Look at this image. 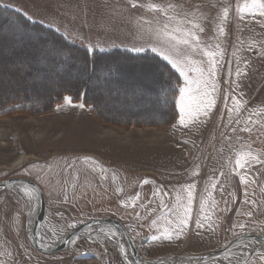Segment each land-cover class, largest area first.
Here are the masks:
<instances>
[{"label":"rangeland","instance_id":"374dc122","mask_svg":"<svg viewBox=\"0 0 264 264\" xmlns=\"http://www.w3.org/2000/svg\"><path fill=\"white\" fill-rule=\"evenodd\" d=\"M137 2L138 9H132L128 0H0V5L72 43L85 45L89 52L123 50V45L136 49L135 44L143 45L142 52L162 59V50L152 51L153 45L145 41L159 37L166 42L165 25L168 31L186 30L183 17L187 16L204 28L198 33V50L180 46L188 66L205 69L208 79L206 53L212 52L218 62L207 87L209 98L215 100L209 115L201 112L182 126L176 105L177 120L170 126L110 123L108 117L117 119L132 111L144 113L142 118L148 121L161 122L158 115L143 112L153 104L128 102L119 90L110 91L108 97L103 88L104 82L128 81L133 96L160 103L166 93L153 91L150 84L148 93H139L138 87L144 77L150 83L157 78L152 71L163 73L158 66L139 67L144 77L141 72L138 77V73L127 76L110 71L95 72L88 78L78 56L71 58L72 53L71 59H65L62 55L67 54L52 48L48 39L35 42L31 33L14 28L11 22L0 25V94L23 92L37 97L30 110L0 112V183L22 179L39 187L45 205L44 226L53 235V243L57 240L54 233L64 236L79 225L103 219L120 223L135 248L142 245L146 255L170 253L151 261L213 253L244 234L262 233L264 237V163L257 159L264 160V18L258 12L239 13L237 6L251 0ZM91 45L96 46L94 51ZM172 69L183 87L184 77ZM199 75L191 72L194 80ZM86 79L98 90L99 104L109 116L101 110L93 114L70 95L57 101L53 110L42 108L47 106V91L78 90ZM106 132L111 133L109 138L104 136ZM22 153L26 160L13 166ZM241 175L246 177L244 181ZM189 184L195 185L190 204ZM34 199L24 186L0 190V264H128L121 249L132 258L121 235L118 244L106 239L103 246L83 236L74 248L52 255L37 252L28 227ZM186 208H190L189 222L177 233V222L185 218ZM239 224L245 227L241 229ZM99 232L112 235L113 227L92 230V234ZM153 235L161 239L153 241ZM259 249L249 253L253 261Z\"/></svg>","mask_w":264,"mask_h":264},{"label":"trees","instance_id":"16d2710c","mask_svg":"<svg viewBox=\"0 0 264 264\" xmlns=\"http://www.w3.org/2000/svg\"><path fill=\"white\" fill-rule=\"evenodd\" d=\"M10 22L13 23L14 28L16 29L21 28L31 33L33 35L32 38L33 37L35 38L34 39L35 42H40V40H43L41 38L48 39V42L51 43L52 48L56 49L59 52H62L63 54H67V56L62 55L65 59L70 58L72 53L74 54V56L71 58H75V56H78L80 58L79 60L83 63L84 66L83 70L88 72L87 74L88 78L91 76L94 77L93 73L95 74V72L110 73V71H112L115 75H118V73H120L122 75L126 74L127 76L133 73H138V77L140 76V72H141V76L144 77V73H142V70L139 67L149 63H152L153 66L155 64V66H158L161 72L163 73L159 74L158 72L155 73L152 71L151 74L152 75L156 74L155 77L157 76V78H155V80H153V82L150 83V82H146L145 81L146 79L144 77L142 82L141 81L139 82L142 83V86L138 85V87L140 89L139 93H144V91L148 93L149 84L154 86L153 91L156 90L157 93L160 92L161 94L166 93L165 96L163 97V100H161L160 103L157 100L156 103L155 101L151 102L150 100H148V98L141 95L133 96L134 91H132V86H130V82L128 83V81L127 82L116 81V83H120V84H114V85H111L109 82L103 81L104 82L103 88L106 87L105 91L107 92L108 97L109 95H111L110 91L114 92L119 90L121 92L120 94L123 97L129 99L128 102L146 101L145 103L153 104V105H149V108L147 109L145 108L143 112H148L146 114L158 115L157 121H161V122L155 123L153 121H148L147 119L142 118V116L145 115L144 113L137 114L133 111L125 112L126 113L125 117H121L117 119L108 117L109 119L106 120H109L110 123H117L123 126L143 125V126H157V127L170 126L173 123H175V121L177 120V109H176L175 101L177 99V95L179 93V88L182 84V81L180 80L176 71H174L168 63H166L159 57L149 52L134 55L129 52L118 49L111 50L109 52H97V51L89 52L84 47H81L75 43L70 42L63 35L57 33L56 31L46 26H43L40 23L31 22L28 19H26L22 14L0 5V25H7ZM137 67L139 68V70H137ZM152 68L150 70L154 69ZM88 82L89 81H87L86 79L85 83L81 84V87L78 90L77 88L73 90L64 89L61 93L57 91V94L51 93V91L48 93L47 91L45 94L47 95L46 96L47 106L44 105L42 108L46 110L50 108L51 110H53L54 105L57 101L62 99V97L65 95H70L72 96L74 101H81L84 106L89 107L90 111L93 114L97 115L98 111L101 110L103 115L109 116L110 113L106 109V107L104 109V107H102V105L99 104L101 102H99L100 99L98 97L99 94L98 90L96 88L90 87ZM131 83L133 84V81ZM91 93L94 94V96H92ZM0 98H1L0 112L4 110L5 112L13 111V110L15 111L24 110L25 107L29 108L28 110H30L31 102L33 101V99L34 101L35 98L37 99L36 94L33 95V97H29L24 95L23 92L21 93L11 92L9 95L6 96H3L1 93ZM113 102L115 105L117 104L116 103L117 100H113ZM33 112H35V110H33ZM101 116L99 115V118H101ZM111 119L112 121H110Z\"/></svg>","mask_w":264,"mask_h":264},{"label":"snow or ice","instance_id":"6c2138e0","mask_svg":"<svg viewBox=\"0 0 264 264\" xmlns=\"http://www.w3.org/2000/svg\"><path fill=\"white\" fill-rule=\"evenodd\" d=\"M128 4L132 9H138L141 5L137 2V0H128ZM152 8L153 11H159L154 6H149ZM238 11L241 15H253L258 12L259 16L264 18V0H251L250 3L245 2L242 7L239 5ZM166 18L171 20V17ZM228 16V9L225 8L224 10V17L227 18ZM183 23L185 24L186 30L176 29L175 31H168L167 25H165V30L163 32V36L167 38L166 42H162L159 37L153 41L149 38L146 43L152 44V51H156L157 47L162 50L163 59L171 64L172 68H175L181 76L184 77L185 83L183 87L179 88V99L175 101V105L179 106V123L182 126H187V122L189 119H193L196 115L200 114L201 112L205 115H209V109L214 107L215 100L209 98V92L207 91V87L209 86V80L216 74L217 71V64L218 62L213 57L212 52L206 53L208 57L207 62V73L208 79L204 78V71L203 68H191L188 66L189 62L187 59L183 58L185 56L184 50L181 45L193 47V50H198L200 46V41L198 37L199 32H204V28L201 27L199 24L194 23L191 19L187 16L183 17ZM220 33L223 34L224 29L220 28ZM170 46V48H169ZM95 45L90 46V50H95ZM137 51L142 50L143 45L137 47L135 44L133 45ZM100 51H104V49H99ZM187 69V70H186ZM196 71L199 72L200 75L197 79L191 78V72ZM237 75H240L239 70L237 71ZM175 97V95H174ZM65 99L71 103L70 97H65ZM238 103L234 101V104ZM80 107H84V105H80ZM231 111V110H230ZM246 131H251L250 128H245ZM260 163H264V160H261L259 157L257 158ZM238 165L242 168L244 167L243 164L239 160L236 161ZM241 180L244 181L246 177L241 175ZM147 183V181H145ZM194 184H189L187 188V199L189 204L194 199ZM177 202L180 201V196L177 195L176 197ZM163 203V201H161ZM255 203V201H253ZM185 218L180 219L177 222L176 231L180 233L183 231V228L188 224V215L190 214V208L185 209ZM248 216H253V213L250 211L248 212ZM70 227H74V225H69ZM201 226H203L201 224ZM238 227L241 229L245 227L244 224H239ZM153 241H157L161 239V237L153 235L151 237ZM169 239L171 237L169 236ZM122 254L125 256V259H130L127 257L126 250L121 249ZM227 261V264H264V252H261L259 256L253 261L249 256L245 254V250L242 248L240 255L237 256L235 259L232 257H223L221 258V264L223 261Z\"/></svg>","mask_w":264,"mask_h":264},{"label":"water","instance_id":"95a60500","mask_svg":"<svg viewBox=\"0 0 264 264\" xmlns=\"http://www.w3.org/2000/svg\"><path fill=\"white\" fill-rule=\"evenodd\" d=\"M15 185L24 186L25 188H28L30 191H34L38 195V201H37L38 208L36 211L35 220L32 224V227L29 233V238H30L32 247L39 253L46 254V255L56 254L67 248H72L73 242L75 241L77 242L80 238L90 233L96 227L100 229H104L107 227H113L117 229V232H119V234L125 240L128 246V249L130 250V253L132 254L131 261L133 264H153L157 262H162L164 260L166 261L168 259L167 258L164 260L151 261L139 255L127 231L123 228V226L120 223H118L115 220H111V219L92 220L86 224L79 225L76 229L71 231L69 234L62 236L59 240H57V242L48 245L46 242L39 240V236H38V232L40 231L39 229L43 227V225L45 224V220H44L45 205L43 202L42 191L33 181L22 180V179H10L5 182H2L0 183V190L5 189L7 187H14ZM249 240L261 241L263 242V246H264V241L258 236L253 235V234H244L243 236L235 239L234 241L225 245L223 248H221L220 250L216 252L199 255V256H184V258H187V260H189V264H203L205 262L217 261L223 258V256H225L229 252L230 249L234 248L235 246L238 247V245H240L241 243L245 241H249ZM257 251L258 250L254 252L256 253Z\"/></svg>","mask_w":264,"mask_h":264},{"label":"bare ground","instance_id":"6f19581e","mask_svg":"<svg viewBox=\"0 0 264 264\" xmlns=\"http://www.w3.org/2000/svg\"><path fill=\"white\" fill-rule=\"evenodd\" d=\"M39 134V133H38ZM104 136L106 138H109L111 136V133L109 132H106L104 134ZM45 137V136H44ZM26 154L22 153V155L13 163V166H18L20 165L21 163H23V161L26 160ZM12 188V187H11ZM31 195H32V198L34 199V208L32 209L31 211V216L29 218V225L31 226L35 220V215H36V209H37V194L33 191L31 192ZM30 215V214H29ZM47 224V223H46ZM262 233L258 234L257 236L259 238H261L263 241H264V237L261 235ZM54 235L57 237V240H59L62 235L61 234H57V233H54ZM39 236L41 237V240L43 242H46L48 245L49 244H53V235L50 234L47 230V228L45 226H43L41 232L39 233ZM86 237L89 238L90 241L92 242H99L101 243L103 246H105V240L107 239L109 242L113 241L115 244H118L119 243V239H120V235H119V232H117V229L113 228V233L112 235H108L106 233H102V232H99L97 234H92V231L86 235H84ZM263 237V238H262ZM75 244H76V241L72 243V248L75 247ZM126 248V246H125ZM244 249L245 250V254L248 256L249 253L253 252V251H256L257 248H261L258 252V254H260L261 252H264V246H263V242L261 241H256V240H249V241H245L243 243H241L240 245H238V247H234L232 248L231 250H229V252L223 256V257H234L236 258L237 256L240 255V252H241V249ZM126 254H127V257H129L130 259L126 260L128 264H133L132 261H131V257L129 255V253L127 252L126 250ZM153 264H189V260L184 259V258H180V257H176V258H171V259H167L166 261H162V262H157V263H153ZM203 264H221V259L220 260H217V261H213V262H205ZM223 264H227V261H223Z\"/></svg>","mask_w":264,"mask_h":264},{"label":"crops","instance_id":"0c3cea01","mask_svg":"<svg viewBox=\"0 0 264 264\" xmlns=\"http://www.w3.org/2000/svg\"><path fill=\"white\" fill-rule=\"evenodd\" d=\"M62 35V34H61ZM84 46V48L86 49V47H85V45H83ZM82 47V46H81ZM123 50L122 51H127V52H129V53H131V54H133V53H137V54H142V53H145L146 51H144V52H142V50H139V51H137L136 49H133V48H131L130 46H127V45H123ZM119 50V49H118ZM153 54V53H152ZM134 55H136V54H134ZM154 55H156V54H154ZM157 57H159L158 55H156ZM160 58V57H159ZM160 59H162V58H160ZM163 60V59H162ZM164 61V60H163ZM166 62V61H165ZM167 63V62H166ZM25 226H26V224H25ZM149 239V238H148ZM147 239V242L149 241ZM143 242H146V240H144ZM175 251H176V249H175ZM168 254H170V253H167V254H163V255H168ZM143 255L145 256V257H147V258H159V257H161V256H163V255H161V254H159V255H151V254H148V255H146V253H144L143 252Z\"/></svg>","mask_w":264,"mask_h":264}]
</instances>
